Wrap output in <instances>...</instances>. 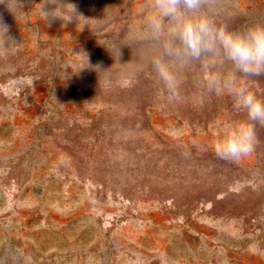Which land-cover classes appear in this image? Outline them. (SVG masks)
I'll return each instance as SVG.
<instances>
[{"label": "rangeland", "instance_id": "obj_1", "mask_svg": "<svg viewBox=\"0 0 264 264\" xmlns=\"http://www.w3.org/2000/svg\"><path fill=\"white\" fill-rule=\"evenodd\" d=\"M62 2L66 27L43 0L0 3L18 43L0 47V264H264V127L249 157L219 159L216 122L244 116L203 96L196 67L183 102L161 99L148 0ZM212 14L242 31L264 0ZM250 87L264 98V76Z\"/></svg>", "mask_w": 264, "mask_h": 264}, {"label": "clouds", "instance_id": "obj_2", "mask_svg": "<svg viewBox=\"0 0 264 264\" xmlns=\"http://www.w3.org/2000/svg\"><path fill=\"white\" fill-rule=\"evenodd\" d=\"M0 3L12 12L9 0ZM215 3L216 0H148L144 15L148 62L154 81L162 89L163 101H184L183 74L194 67L198 68L196 86L203 96L231 98L233 110L244 118L216 122L211 148L219 159L238 162L255 151L259 142L257 125L264 127V98L250 87L252 78L264 76V24L254 23L242 31H233L217 22L212 14ZM70 5L77 14L75 6ZM63 7L62 0H43L44 20L50 23L59 19L66 27L73 18L61 15ZM9 41L18 46L8 35V27L0 22V47ZM169 136L179 140L181 132L170 129ZM192 144L200 146L198 140Z\"/></svg>", "mask_w": 264, "mask_h": 264}]
</instances>
